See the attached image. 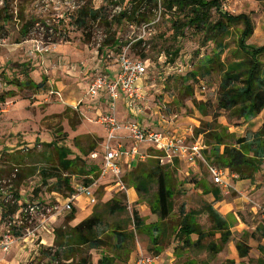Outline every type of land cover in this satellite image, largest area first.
I'll list each match as a JSON object with an SVG mask.
<instances>
[{
	"label": "rangeland",
	"instance_id": "rangeland-1",
	"mask_svg": "<svg viewBox=\"0 0 264 264\" xmlns=\"http://www.w3.org/2000/svg\"><path fill=\"white\" fill-rule=\"evenodd\" d=\"M166 1L153 0L150 3L149 20L145 21L148 26L145 34H142L139 24L130 25L131 22L126 20L118 24L115 19V14L118 13L114 11L115 5L119 4L121 8L129 10L132 0H0V9L5 7L9 14H13L7 20L3 18L4 14L0 15V186H7L21 202L55 203L59 200L62 203L71 193L69 186L63 182L65 176L73 184L87 185L86 180L98 174L88 184L94 191L96 202L90 205L84 196L74 199L72 208L63 211L54 219L52 225L49 224L51 232H43L44 235L40 236H44L46 244L41 248H48L46 252L49 254H43L40 248L38 254L31 253L29 256L27 247H23L26 252L21 264L32 257L34 258L29 264H55L51 259L58 247L54 229L61 227L67 230L86 218V214L94 213L101 217L97 226L100 246H79L68 261L76 262L82 257L91 261V264H97L99 258L106 255L111 258L112 264H132L139 254H148L158 257L156 264H185L189 260H193L195 264H259L253 257H239L238 250L229 246L237 245L239 241L248 244V234L257 224L264 229V160L250 178L256 189L250 190L249 181L236 187L234 181L246 179L236 175L231 176L230 185L223 189L212 181L207 169V163L224 167L208 152L215 139L209 135L202 136V142L206 144L202 153L205 160L198 159L196 171L187 168L183 161L174 163L167 169L175 192L172 198L173 211L161 221L151 211L156 192L153 180L147 194L142 191L141 194L133 195L131 190L128 191L135 182L134 174L143 178L154 165L156 156H160L159 151L150 144L140 146V150L149 153L150 157L143 161H132L133 168L122 174L124 189L113 187L108 175L102 177L99 165L91 157L93 152L100 153V136H105L106 133L96 123L97 120L90 117V109L83 107L89 97L85 85L91 81V75L96 72L94 67L99 61L109 63L115 59V56L107 57V53V58L104 56L103 53L109 50L116 55L123 48H127L129 55L147 59L150 72V84H146L147 96L156 101L165 100L174 112L190 113L191 116L196 113L199 127L204 129L205 123L215 118L219 125L214 128L213 133L222 136L223 142L229 145L241 136L250 138L254 132H259L264 127V111L245 120L235 110L217 108V93L223 75V67L219 63L226 64L233 60L237 51L238 57L243 54L238 49L242 24L230 27V33L222 38L225 50L220 55L219 63L215 61L209 64L207 59L214 57L218 51L215 41H207L206 33L193 26L184 27L182 33L176 36L171 18L177 16L184 22L187 13L173 16L174 9L172 12L168 11L165 7ZM219 2L221 10L233 15L246 14L250 18L253 32L246 40L247 44L256 47L264 45V0ZM83 4L93 8H105L106 23L98 18L89 21L85 27H79L76 17ZM19 11L22 12L24 20L31 16L34 19L25 35L20 31L23 21L17 18ZM217 17L212 9L210 20L215 21ZM139 35L142 38L139 39ZM112 39H117L118 45H110ZM106 41L109 45H103ZM259 60L264 71V53L259 56ZM177 62L185 64L182 71L175 67ZM205 66L210 68L208 73L202 71ZM190 72H194V75ZM29 80L43 82L42 87L34 88L26 84ZM198 103L206 106L197 111ZM193 135L189 136L188 141L196 140ZM60 148L70 150L68 158L79 157L76 166L69 170L60 166ZM162 161L159 159V164L165 165V160L164 163ZM94 166L97 167L92 171ZM54 176L62 178L58 188L57 178ZM200 179H203L206 187L218 186L222 193L228 191L230 196L245 200L239 204L243 224L239 225L228 217L230 222L238 224L241 229L233 227L229 240L216 253L209 250L208 244L214 242L219 245L220 232L213 228L214 223L202 209V189L197 183L194 185ZM54 191L57 194L52 193ZM114 202L121 209L112 213L109 208ZM181 205L185 212L192 209L200 212L196 215V220L206 231V235L199 246H186L176 235L175 230L180 222L178 210ZM252 206H256V210ZM80 210L85 215L78 220L82 214ZM134 211H137L146 228L147 225L158 222L160 235L156 244L150 240L147 231L134 227ZM29 225L33 226L25 222L21 229ZM113 230L124 234L125 240H117ZM244 231L248 234L244 235ZM256 235L254 242H264L258 236L260 232ZM196 238L195 234L191 235V240L195 241ZM255 244L254 249L249 247V253L256 251ZM65 258L60 253V261H66ZM8 264L15 263L9 261Z\"/></svg>",
	"mask_w": 264,
	"mask_h": 264
},
{
	"label": "trees",
	"instance_id": "trees-1",
	"mask_svg": "<svg viewBox=\"0 0 264 264\" xmlns=\"http://www.w3.org/2000/svg\"><path fill=\"white\" fill-rule=\"evenodd\" d=\"M152 1L153 0H132L130 10H122L119 14L115 15L117 23L119 24L124 20L134 23L149 20L148 13L150 12V3ZM220 4L219 0H167L165 7L170 12L174 9L172 13L173 16L187 13L184 22L177 16V18H171L172 25L176 30V36L182 33L184 27L193 26L196 30L206 33L205 39L207 41H215V46L218 48V51L214 54V57L207 59V63L209 64H213L215 61L219 63L220 55L225 50V45L222 44V38L230 33V27L242 24L243 30L239 36L238 49L241 50L243 54L241 57H238L239 52L237 51L234 54L233 60L228 61L226 64L219 63V65L223 67V75L217 93V108L226 111L235 110L237 114L245 120L251 119L257 116L264 108V71L262 70V64L259 60V56L264 53V45L256 47L247 44L246 40L253 32V24L250 18L246 14L233 15L221 10ZM212 9H214L218 15L215 21L210 20ZM21 13L22 12L19 11L17 18L23 21L20 31L25 35L34 19L32 18L33 16H31L28 20H24V16ZM2 14H4L3 18L6 20L13 16V14H9L6 11L5 7L0 9V15ZM105 14V8H93L87 4H83L79 9L76 22L79 27H85L89 21H95L98 18L106 23L105 20L107 18ZM111 43L110 45L115 46L118 45L119 41L117 39H112ZM103 45H109V42L106 41ZM208 66L202 68L203 73L209 72L210 68H208ZM190 74L194 75V72H190ZM26 84L34 88L42 87V82L35 83L32 80L27 81ZM203 106L205 107L206 105L204 103H198L196 108L201 109ZM205 125V129L200 126L196 128L194 132L197 135L202 134L205 137L209 135L210 138L215 139L214 145L208 151L213 159L220 165L228 168L232 174L239 178H251L264 160V127H262L259 132H254L250 138L241 136L236 138L233 144L229 145L223 142L222 136L213 133L214 128L219 125L215 118L206 122ZM69 152L70 150L68 148H60L58 150V161L64 170H69L76 166V160L79 159L78 156L77 158L76 156L74 158H68ZM153 162L154 165L151 166L143 178H139V176L134 174L133 179L135 182L132 184V187L138 194H141L142 191H145L143 193L147 194L149 184H151L153 180L156 185V192L151 204V211L157 214L161 221H164L173 211L172 198L175 192L172 178L167 170L168 168L165 165L159 164L158 156H156ZM95 167L97 166L92 167V171ZM45 177L48 176L45 175ZM54 177L57 178L56 187L58 188V186H61L59 183L62 178L57 176ZM94 177L97 178L98 174H95ZM93 178L87 179L85 183L87 185L90 184ZM63 182L69 186L70 192L73 193L75 183L73 184L70 178L66 176ZM201 185L204 187V190L207 189L203 183ZM212 190L216 195L220 192L219 189L213 188ZM109 209L112 213H115L121 208L117 202H114ZM202 209L214 223L213 228L220 231V245L214 242L208 244L209 250L216 253L221 250L223 244L227 243L231 235L230 227L227 220L222 217L210 203H204ZM178 213L180 222L175 230L177 237L186 246H199L206 235V231L200 227L196 220V215L200 212L194 209L185 212L184 206L181 205ZM132 217L134 227L137 230L144 229L147 231L150 240L156 244L160 235L158 222L151 223L147 225L146 228L137 211L133 212ZM100 222L101 217L94 213L67 230H63L61 227L54 229L58 247L51 259L55 264H91V261H86V259L82 257L76 262H74V260H68L73 256L75 248L79 246L87 245L90 248H97L100 246V238L97 234V226ZM155 231H157V233H155ZM113 233L120 242H123L126 238V236L120 232L113 230ZM192 234L197 235L195 241L191 240ZM236 248L239 257H245L248 254L249 246L242 241L237 243ZM47 250L48 248H43L41 252L44 254ZM261 250L264 251V247H262ZM46 253L47 255L49 254V252ZM60 253L65 255L66 261H60ZM97 264H112L111 258L102 255L97 261ZM187 264L195 263L191 260Z\"/></svg>",
	"mask_w": 264,
	"mask_h": 264
},
{
	"label": "built area",
	"instance_id": "built-area-1",
	"mask_svg": "<svg viewBox=\"0 0 264 264\" xmlns=\"http://www.w3.org/2000/svg\"><path fill=\"white\" fill-rule=\"evenodd\" d=\"M122 10L119 4L115 5L114 11L119 14ZM130 10V9H129ZM115 14V15H117ZM139 24L141 33L145 34L148 23L145 21L130 25ZM138 38H142L139 35ZM115 56V61L119 65V71L114 78H109L103 74L95 75L88 84L86 93L89 97L105 95L107 111L97 118L106 131V140L103 146V159L100 167L101 176L111 175L113 182L124 189L122 181L121 161L128 158L131 161H143L149 157V154L142 152L140 146L150 144L152 148L161 152L162 158L166 161L179 159L196 165L198 159H202L203 150L206 148L200 139L188 141L187 138L169 131L146 130L135 122H126L120 124L116 119V102L122 95L130 109H139L140 101L143 98L141 88L138 86L140 79L147 74L148 67L146 61L131 56L127 48H123L114 55L112 50L107 51V57ZM185 65L177 62L178 71H182ZM120 129L127 131L129 143L127 146L119 142L114 144L117 139L116 132ZM92 158L97 157V153L91 154ZM208 172L212 181L226 189L229 186V179L234 177L227 168L217 166L213 163H207ZM5 183V181H4ZM6 186V185H5ZM80 196H84L91 204L96 202V198L91 185L76 183L74 191L64 202L57 200L55 203H44L26 201L21 202L8 187L0 186V263L4 256L11 250L15 243H21L27 247L29 256L31 253L38 254L42 245H46L40 237V232L50 233L48 228L50 218L61 214L63 211H69L72 208V202ZM13 208L12 211L10 209ZM25 222L32 224L27 228L21 229ZM34 257L28 259L29 264ZM154 258L148 254H139L133 264H152ZM40 264H44L41 262Z\"/></svg>",
	"mask_w": 264,
	"mask_h": 264
},
{
	"label": "crops",
	"instance_id": "crops-1",
	"mask_svg": "<svg viewBox=\"0 0 264 264\" xmlns=\"http://www.w3.org/2000/svg\"><path fill=\"white\" fill-rule=\"evenodd\" d=\"M106 53L107 52L103 53L105 57H106ZM143 60L146 61V65H147V67H149V61L147 59H143ZM102 62L103 61H99V63L96 64V66L94 67L96 72L91 75L90 80L97 74H103L109 78H114L116 76V74L119 71V65L115 61V59L109 63L103 62V64H102ZM162 62L164 63L165 60H162ZM149 73L150 72H149V68H148L146 76L144 78L140 79L138 82V86L141 88V93L143 95V98L139 104V109L138 110L130 109L128 107L126 101H125V98L121 95L120 98L116 102V110H115L116 119L118 120V122L120 124H124L126 122H135L140 127H142L143 129L157 130V131H169V132L176 133L180 136H183L184 138H187V140H188L189 136L191 134L193 135L194 130L199 127L200 122H199V120H197L195 118L196 113L193 114L194 116H191L190 113H177L176 111L175 112L172 111L167 106V104H166L167 102L165 100L156 101L155 99H150L147 96V89H148V85L150 84L148 82L150 79ZM146 84H148V85H146ZM87 87H88V83L85 85L86 90H87ZM198 99H200V98H198ZM85 103H86V105H84L83 107H86V109H90V112L92 114L90 117H92L94 120H97V118L101 114H103L107 111V103L105 100V95L88 97V100ZM190 104H191V102H190ZM197 111H198V108H197ZM263 111H264V108L262 109V111L258 115L263 113ZM96 123L99 124L102 127V129L104 130V132L106 133L102 124L99 122H96ZM106 135L103 136L101 134V136H100V137H102L101 149H100L101 151H100V153L96 152L97 157L93 158L96 160V164L99 165V168L101 167V162L103 159V146H104V142L106 140ZM116 135H117V139L114 141V144H117L119 142L121 145L127 146V144L129 143V140L127 138V131L124 129H120L116 132ZM193 136L195 137V139H200L202 141V136H203L202 134L197 135L194 132ZM148 148H150V147H148ZM141 151L145 152L144 150H141ZM161 156H162V154L160 152V156H158V157L160 160H163L162 163H164V158H162ZM149 157H150V155H149ZM180 161H182V160L173 159L172 161H169V162L165 160L164 164L167 168H171V166H173L174 163H177ZM183 162L186 164L187 168L196 171L195 170L197 168L196 165H192V164L187 163L185 161H183ZM133 166H134V162H132L128 158H123V160L121 161V167H122L123 173H125L126 171H130L133 168ZM174 169H175V167H174ZM108 176L111 179L110 182H112L114 184L113 187H115V186L118 187L113 182L111 175H108ZM246 179L236 180V181H234V185H236V187H238V186L240 187L241 185H243L244 183L249 181L250 190H254L257 188L256 185L251 182L250 178H246ZM198 182H194V185H196V183H197L199 188L202 189L200 192V195L203 199V202H201V203L202 204L210 203L216 209V211L222 217H224L227 220L228 225L230 227V231L233 232V230H232L233 227L234 228L236 227L237 230H240L241 228H238V224L239 223L243 224V222H242L241 216L239 214V209L241 207L239 204H240V201H242V200L245 201V200L243 198L241 199L240 197L237 198V197L230 196L228 191H224L222 193V190L218 186H215V187H209L208 186V187H206L207 189L204 190V187H202V185H201L202 183L204 184L203 179H200ZM204 185H206V184H204ZM213 188L219 189L220 192L218 195H216L214 193V191L212 190ZM105 189H108V187L105 186ZM129 190H131V194L136 195L137 192L133 187H129L128 191ZM52 193H55V191ZM55 194H57V193H55ZM87 201H88V199H87ZM88 203L90 205H93L89 201H88ZM256 205H258V204H256ZM251 208L253 210H256V206L255 207L252 206ZM82 211H83V209H82ZM74 214H75V212H74ZM58 215H60V214H57V215L50 218V221H49L50 225H52L54 219H56V217H58ZM84 215L85 214H83V212H82V214L80 215V218L78 220L83 218ZM88 215L89 214H86L85 217H88ZM229 216L231 219L236 221V223H238V224L234 225L233 222H230L228 220ZM75 219H77V217ZM48 228H49V226H48ZM252 229H253V231L251 230V232L249 234L246 231H244V235L248 234V236L250 237L248 244H247L249 247H252V249H254L253 245L256 243L255 244V250L256 251L254 253H252V252L249 253V251H248V254L245 257H241V258H246L248 256L250 258L253 257L254 260L257 261V263L264 264V251L261 250L262 247H264V242L260 241L258 243V242L253 241L254 239H256V236H257L256 233H258V232H260V235H258V236H260L262 238V240H264V229L261 226H259V224H257V226L255 225ZM217 231H219V230H217ZM155 233H157V231H155ZM42 234L44 235L43 231L40 232V236H42ZM220 237H221V235H220ZM42 238H43L42 240L45 242L44 236ZM225 244H223V245H225ZM23 247L24 246L21 243H15L13 245V247L11 248V250L4 256V259L0 264H8L9 261H11V262L13 261L15 264H17V263L21 264V261L24 258L23 254L25 255V252H26ZM231 247H235V249L237 250L236 244L229 246V248H231ZM221 250H222V248H221ZM28 255L26 257H28ZM135 258H134V260H135ZM153 258H154V260H153L152 264H156L158 257L153 256ZM134 260H133V262H134ZM189 261H191V260H189ZM25 262H26V260H24L23 264H25ZM188 262H186L185 264H187Z\"/></svg>",
	"mask_w": 264,
	"mask_h": 264
}]
</instances>
